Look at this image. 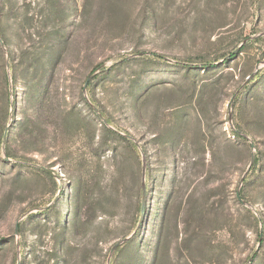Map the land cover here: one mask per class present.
Here are the masks:
<instances>
[{"label":"rangeland","instance_id":"rangeland-1","mask_svg":"<svg viewBox=\"0 0 264 264\" xmlns=\"http://www.w3.org/2000/svg\"><path fill=\"white\" fill-rule=\"evenodd\" d=\"M0 264H264V0H0Z\"/></svg>","mask_w":264,"mask_h":264},{"label":"water","instance_id":"water-1","mask_svg":"<svg viewBox=\"0 0 264 264\" xmlns=\"http://www.w3.org/2000/svg\"><path fill=\"white\" fill-rule=\"evenodd\" d=\"M3 44V43H2ZM92 80V77L88 78L86 84H85V88L89 85L90 81ZM7 133V132H6ZM16 232L19 233V226L17 225L16 227Z\"/></svg>","mask_w":264,"mask_h":264},{"label":"trees","instance_id":"trees-1","mask_svg":"<svg viewBox=\"0 0 264 264\" xmlns=\"http://www.w3.org/2000/svg\"><path fill=\"white\" fill-rule=\"evenodd\" d=\"M202 58H200L199 60L201 61ZM98 69V68H97ZM93 102L95 103V100H93ZM108 124H111V120L110 119H107L106 120Z\"/></svg>","mask_w":264,"mask_h":264}]
</instances>
